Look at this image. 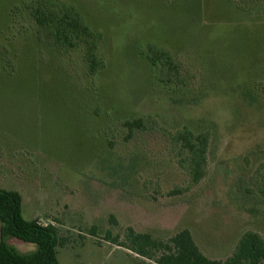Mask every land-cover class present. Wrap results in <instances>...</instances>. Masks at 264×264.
<instances>
[{"label":"rangeland","instance_id":"374dc122","mask_svg":"<svg viewBox=\"0 0 264 264\" xmlns=\"http://www.w3.org/2000/svg\"><path fill=\"white\" fill-rule=\"evenodd\" d=\"M21 1L0 0V66L13 72L0 74V189L55 226L60 264H155L118 245L129 226L160 239L187 228L217 260L247 230L264 238V0H65L101 36L94 77L84 49L59 48ZM160 50L178 83L152 72ZM140 117L126 141L121 121ZM182 127L209 133L194 185L168 142Z\"/></svg>","mask_w":264,"mask_h":264},{"label":"trees","instance_id":"16d2710c","mask_svg":"<svg viewBox=\"0 0 264 264\" xmlns=\"http://www.w3.org/2000/svg\"><path fill=\"white\" fill-rule=\"evenodd\" d=\"M250 1L254 0H244L237 6L240 5L244 9L245 3ZM21 3L22 7L27 9L28 17L37 26L45 29L59 48L84 49L82 57L91 77L104 68V60L98 55L97 43L101 36L86 24L73 5L65 0H22ZM9 4L5 14L10 17V22H13L18 5L9 7ZM146 59L152 72L161 64L167 66L169 71L174 69L175 82L178 83V65L171 61L167 51L160 50L148 54ZM11 73L13 72H7L0 66V74ZM241 93L250 104L256 100L250 90L244 89ZM121 123L127 129L124 137L126 141L136 129L141 130L144 127L141 117L124 119ZM168 142L175 151V156H178L179 165L188 174L190 183L198 184L206 173L209 133L182 127L169 134ZM127 155L138 156L136 153ZM136 162L135 158H131L129 166L134 168ZM262 192L264 193V190ZM22 201L18 191L0 189V264H60L57 248L64 245V239L58 237L55 226L43 225L37 218H24ZM106 237L108 238L109 234H106ZM11 238L34 244L35 248L28 252H19L8 243ZM113 241L117 242L116 239ZM118 245L155 264H264V238L252 230L245 231L239 237L231 255L224 260L211 259L204 255L187 228L178 230L166 239H160L147 232H137L129 226L125 231L124 240Z\"/></svg>","mask_w":264,"mask_h":264}]
</instances>
